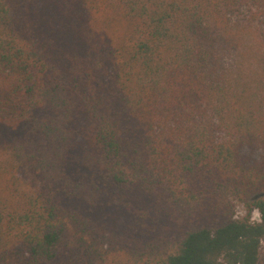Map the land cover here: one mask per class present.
Instances as JSON below:
<instances>
[{"label": "trees", "instance_id": "1", "mask_svg": "<svg viewBox=\"0 0 264 264\" xmlns=\"http://www.w3.org/2000/svg\"><path fill=\"white\" fill-rule=\"evenodd\" d=\"M263 241L264 0H0V264Z\"/></svg>", "mask_w": 264, "mask_h": 264}, {"label": "rangeland", "instance_id": "2", "mask_svg": "<svg viewBox=\"0 0 264 264\" xmlns=\"http://www.w3.org/2000/svg\"><path fill=\"white\" fill-rule=\"evenodd\" d=\"M234 203H235L236 216L240 217V216L245 215L246 212H245V208H244L243 204L240 201H238V200L234 201ZM250 216H251V219L254 220V221L259 220V213L256 210L252 211ZM178 230L179 229H176V228L173 229L172 231L163 230L162 234H163V236H167V235L177 236L178 235ZM147 238H149V237H147ZM262 244L264 245V241H263Z\"/></svg>", "mask_w": 264, "mask_h": 264}]
</instances>
